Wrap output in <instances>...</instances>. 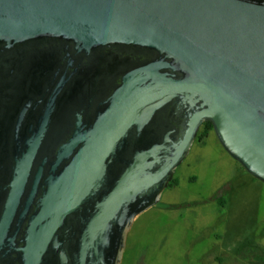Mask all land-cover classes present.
<instances>
[{
  "label": "water",
  "instance_id": "water-1",
  "mask_svg": "<svg viewBox=\"0 0 264 264\" xmlns=\"http://www.w3.org/2000/svg\"><path fill=\"white\" fill-rule=\"evenodd\" d=\"M208 122L264 183V0H0V264H122Z\"/></svg>",
  "mask_w": 264,
  "mask_h": 264
},
{
  "label": "rangeland",
  "instance_id": "rangeland-1",
  "mask_svg": "<svg viewBox=\"0 0 264 264\" xmlns=\"http://www.w3.org/2000/svg\"><path fill=\"white\" fill-rule=\"evenodd\" d=\"M209 134L178 167V186L136 218L122 264H264V184Z\"/></svg>",
  "mask_w": 264,
  "mask_h": 264
},
{
  "label": "trees",
  "instance_id": "trees-1",
  "mask_svg": "<svg viewBox=\"0 0 264 264\" xmlns=\"http://www.w3.org/2000/svg\"><path fill=\"white\" fill-rule=\"evenodd\" d=\"M202 127H204L203 131H200L199 130V133H198V136H197V139L198 140H205V138L208 137L209 133L211 131H213V125L211 123H205L202 125ZM175 186H178V181L177 179H173L172 183L169 185L168 188H174Z\"/></svg>",
  "mask_w": 264,
  "mask_h": 264
},
{
  "label": "crops",
  "instance_id": "crops-1",
  "mask_svg": "<svg viewBox=\"0 0 264 264\" xmlns=\"http://www.w3.org/2000/svg\"><path fill=\"white\" fill-rule=\"evenodd\" d=\"M209 138H210V134H209L208 137L205 138V140H203L201 143H202V144H205L206 140L209 139ZM230 156H231V155H230ZM234 160H235V159H234ZM235 161H236V160H235ZM236 162H237V161H236ZM237 163H238V162H237ZM240 166H241V165H240ZM175 175H176V174H175ZM174 179H176V178L174 177ZM259 182H261V181H259ZM262 183H263V182H262ZM263 184H264V183H263ZM175 187H176V186H175ZM175 187H174V188H175ZM220 205H221V206H224V203H223L222 201H220Z\"/></svg>",
  "mask_w": 264,
  "mask_h": 264
},
{
  "label": "flooded vegetation",
  "instance_id": "flooded-vegetation-1",
  "mask_svg": "<svg viewBox=\"0 0 264 264\" xmlns=\"http://www.w3.org/2000/svg\"><path fill=\"white\" fill-rule=\"evenodd\" d=\"M18 86H19V84H18ZM18 86H16L17 91H19ZM196 140H197V139H196ZM171 183H172V182H171Z\"/></svg>",
  "mask_w": 264,
  "mask_h": 264
}]
</instances>
